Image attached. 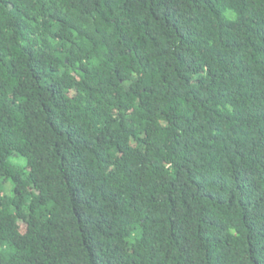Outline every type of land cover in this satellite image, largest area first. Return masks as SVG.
<instances>
[{"label": "trees", "instance_id": "obj_1", "mask_svg": "<svg viewBox=\"0 0 264 264\" xmlns=\"http://www.w3.org/2000/svg\"><path fill=\"white\" fill-rule=\"evenodd\" d=\"M0 264H264V0H0Z\"/></svg>", "mask_w": 264, "mask_h": 264}]
</instances>
